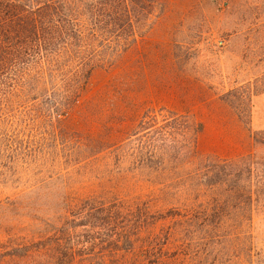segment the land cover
<instances>
[{"label":"rangeland","instance_id":"obj_1","mask_svg":"<svg viewBox=\"0 0 264 264\" xmlns=\"http://www.w3.org/2000/svg\"><path fill=\"white\" fill-rule=\"evenodd\" d=\"M155 2L156 16L140 26L138 42L113 67L93 72L60 125L105 152L88 164L52 161L35 180L0 182V264H26L38 249L44 264H241L222 254L219 240L204 238L196 219L205 199L186 186L200 159L256 150L252 133L264 130V94L252 96L250 119L241 105L243 120L224 97L233 92L235 102L238 88L248 96L264 73V0ZM182 115L203 125L198 159L186 149L185 119L177 129L169 123ZM42 182L55 187L42 192L38 206L14 203ZM62 196L71 205L53 223L47 203L57 208ZM91 216L119 219L102 228L88 223Z\"/></svg>","mask_w":264,"mask_h":264},{"label":"trees","instance_id":"obj_2","mask_svg":"<svg viewBox=\"0 0 264 264\" xmlns=\"http://www.w3.org/2000/svg\"><path fill=\"white\" fill-rule=\"evenodd\" d=\"M155 8V0H0V182L35 180L50 171L52 161L88 164L105 152L98 142L78 133L74 138L60 125L80 104L93 72L113 67L138 42L140 26L144 29L156 16ZM262 25L259 32L264 31ZM248 87V96L242 88L234 90L240 94L235 102L233 92L224 97L240 110L241 120V105L249 108L250 119L252 96L264 94V73ZM179 119L186 121L187 152L198 159L203 125L187 115L172 117L169 123L177 129ZM252 137L253 152L233 159H200L186 188L205 199L196 223H201L198 227L208 242L219 240L222 254L235 256L241 264H264V130ZM156 152L163 156L162 148ZM163 167L160 171L165 172ZM54 187L37 183L14 203L34 209L42 192ZM55 203L57 208L47 203L53 223L71 205L65 196ZM88 219L105 228L119 216ZM129 239L138 236H126ZM39 252L25 256L24 262L44 264Z\"/></svg>","mask_w":264,"mask_h":264}]
</instances>
